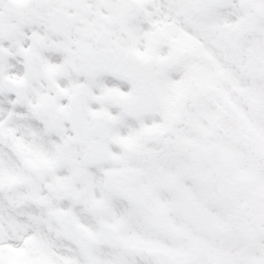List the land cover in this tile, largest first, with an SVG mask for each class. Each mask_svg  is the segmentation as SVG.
<instances>
[{"label":"snow or ice","instance_id":"6c2138e0","mask_svg":"<svg viewBox=\"0 0 264 264\" xmlns=\"http://www.w3.org/2000/svg\"><path fill=\"white\" fill-rule=\"evenodd\" d=\"M0 264H264V0H0Z\"/></svg>","mask_w":264,"mask_h":264}]
</instances>
